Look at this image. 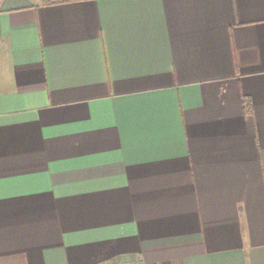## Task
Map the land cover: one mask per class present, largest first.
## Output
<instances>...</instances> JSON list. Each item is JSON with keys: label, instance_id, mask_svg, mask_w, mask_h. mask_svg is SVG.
Wrapping results in <instances>:
<instances>
[{"label": "crops", "instance_id": "1", "mask_svg": "<svg viewBox=\"0 0 264 264\" xmlns=\"http://www.w3.org/2000/svg\"><path fill=\"white\" fill-rule=\"evenodd\" d=\"M0 264H264V0H0Z\"/></svg>", "mask_w": 264, "mask_h": 264}]
</instances>
